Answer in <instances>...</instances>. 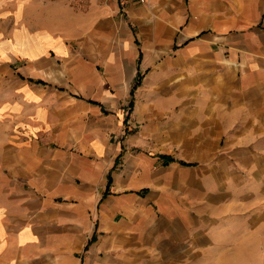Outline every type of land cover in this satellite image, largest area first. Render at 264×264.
Returning <instances> with one entry per match:
<instances>
[{"label": "crops", "instance_id": "crops-1", "mask_svg": "<svg viewBox=\"0 0 264 264\" xmlns=\"http://www.w3.org/2000/svg\"><path fill=\"white\" fill-rule=\"evenodd\" d=\"M5 89L0 264H264V0H0Z\"/></svg>", "mask_w": 264, "mask_h": 264}, {"label": "rangeland", "instance_id": "rangeland-1", "mask_svg": "<svg viewBox=\"0 0 264 264\" xmlns=\"http://www.w3.org/2000/svg\"><path fill=\"white\" fill-rule=\"evenodd\" d=\"M15 75L19 76L20 73H26V69L23 68L25 66L24 63L15 62ZM19 102V97L15 94L7 91H0V149L12 150L15 148V130H17V126L15 125V103ZM128 108L126 106L123 111L124 117L128 113ZM130 113V112H129ZM130 128L133 130L134 127L130 123ZM119 140V135L113 134L111 135L110 142L116 143ZM15 178L12 175L4 174V181H14Z\"/></svg>", "mask_w": 264, "mask_h": 264}, {"label": "built area", "instance_id": "built-area-1", "mask_svg": "<svg viewBox=\"0 0 264 264\" xmlns=\"http://www.w3.org/2000/svg\"><path fill=\"white\" fill-rule=\"evenodd\" d=\"M150 1L151 0H116V2L118 3V5L121 9H124V7H126L127 5H129L131 3L146 6L150 3Z\"/></svg>", "mask_w": 264, "mask_h": 264}, {"label": "trees", "instance_id": "trees-1", "mask_svg": "<svg viewBox=\"0 0 264 264\" xmlns=\"http://www.w3.org/2000/svg\"><path fill=\"white\" fill-rule=\"evenodd\" d=\"M140 81H141V76L138 75L137 80H136V82H135V84H134V86H133V89H132V91H131V94L133 93V90H134L135 88H137V86H139ZM132 106H133V103L130 102L129 105H128L129 110L132 109ZM126 120H127V119H126ZM126 120H125V121H126ZM169 160H171V159H169ZM110 182H111L110 177H108V186L110 185Z\"/></svg>", "mask_w": 264, "mask_h": 264}]
</instances>
